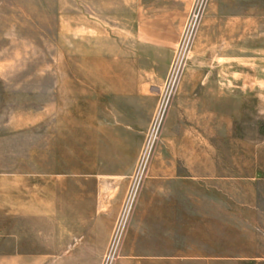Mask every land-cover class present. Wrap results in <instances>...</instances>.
Here are the masks:
<instances>
[{
	"label": "rangeland",
	"instance_id": "rangeland-1",
	"mask_svg": "<svg viewBox=\"0 0 264 264\" xmlns=\"http://www.w3.org/2000/svg\"><path fill=\"white\" fill-rule=\"evenodd\" d=\"M179 12L181 23L168 25L166 14ZM154 37L174 41L152 72L145 41ZM131 91L152 111L126 150L103 127L121 118L95 108L96 98ZM132 160L97 264H138L122 260V244L161 161L178 162L182 207H197L199 222L179 229L181 248L155 247L140 264H264V0H0V264H74L46 247L48 183L116 175Z\"/></svg>",
	"mask_w": 264,
	"mask_h": 264
},
{
	"label": "crops",
	"instance_id": "crops-1",
	"mask_svg": "<svg viewBox=\"0 0 264 264\" xmlns=\"http://www.w3.org/2000/svg\"><path fill=\"white\" fill-rule=\"evenodd\" d=\"M168 25L181 23L182 15L166 14ZM145 41V40H144ZM171 38L165 40L154 37L145 41L148 55L152 60V72L155 68L156 57L160 49L171 47ZM157 58V60H159ZM166 62L158 61V66L166 67ZM138 85V89L150 86ZM135 89V84L131 86ZM96 113L102 115L119 116L115 123L104 122L106 129H116L117 135L123 137L128 150V138L137 141L146 128L151 115V101L141 91H131L119 96L96 98ZM132 118V119H131ZM98 130L100 123H94ZM97 136L98 133L94 132ZM135 146L134 141H130ZM137 143V142H136ZM134 157V149H131ZM130 150V151H131ZM177 161H161L163 175L156 179H147L137 202L130 226L122 244V260L125 263H142L141 258L154 255L149 250L155 247L165 249H179V236L184 224L198 225L200 210L182 207L180 191L181 178L173 172ZM90 167L99 168L95 163ZM119 169L116 175H102L95 172L89 176H62L52 178L46 189V247L62 250L63 255L72 254V263L81 264L88 260L90 264H97L109 240L111 228L118 214L120 203L124 195L127 181L120 175H125L133 168V160L120 162L115 166ZM123 170V171H122ZM158 185V187H154ZM190 202H198V194ZM192 206V204H191ZM44 239V238H42ZM161 242L163 245H155ZM84 250H88L87 253ZM169 255V254H168ZM168 257V256H163ZM169 258H174L169 256ZM47 261H44L46 263Z\"/></svg>",
	"mask_w": 264,
	"mask_h": 264
},
{
	"label": "built area",
	"instance_id": "built-area-1",
	"mask_svg": "<svg viewBox=\"0 0 264 264\" xmlns=\"http://www.w3.org/2000/svg\"><path fill=\"white\" fill-rule=\"evenodd\" d=\"M164 109H165V106H164V101H163L158 107L157 114H156L157 118L160 116V112H162ZM154 125L156 126V122H155ZM155 130H156V128L154 130L151 129L150 138L152 137V131L154 133ZM150 138H149V141L146 144V149L147 150H149L148 146H149V143H150ZM130 199H131V197H130ZM128 217H129L128 208H125V210H123V212L119 215V218H118V220L116 222V225H115V227L113 229V235H112V238L110 239V248H115L118 245V243L120 241V237L125 232V227L127 226V223H128ZM107 261H108V259H107Z\"/></svg>",
	"mask_w": 264,
	"mask_h": 264
}]
</instances>
